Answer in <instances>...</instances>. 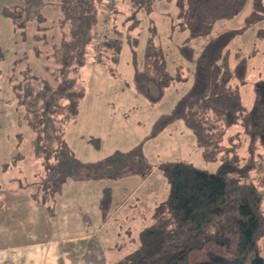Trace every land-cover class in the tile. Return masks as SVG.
<instances>
[{"label": "trees", "instance_id": "16d2710c", "mask_svg": "<svg viewBox=\"0 0 264 264\" xmlns=\"http://www.w3.org/2000/svg\"><path fill=\"white\" fill-rule=\"evenodd\" d=\"M130 1L133 14L129 19L135 25L128 28L129 32L139 24L137 13L142 9L151 12L155 0ZM247 2L176 0L178 13L172 29L188 31L190 39L208 36L217 22L236 17ZM33 3L37 7L33 14L26 5H13L5 7L4 15L23 36L30 24L36 23L35 53L49 63L46 65L49 79L35 74L29 66L19 74L13 69L9 77L17 104L24 109V119L34 133L35 156L45 166V175L38 181L39 187L33 195L35 200L43 204L52 198L54 201L69 179L118 180L130 174H150L153 166L144 155L143 143L128 151L117 150L99 161L84 162L66 139L67 126L77 119L85 95L79 82L80 69L91 57L99 63L119 61L124 31L118 24L117 0L108 19L105 18L106 0H35ZM46 8L57 13L54 21L50 20ZM263 20L264 0H254L244 27L211 38L198 56L188 41L184 42L179 50L193 64L189 75H184L181 66L176 73L168 69L157 27L149 28L144 59L146 72L136 73L140 92H145L146 83L152 82L160 92L157 100L171 86L189 81L190 77L192 82L172 111L155 122L146 139L183 120L208 158L220 155L222 137L236 125H241L250 138L251 157L258 147L264 149V93L257 91L252 108L244 105L240 85L247 82L248 60L237 52L238 62L231 68L229 49L236 36ZM102 25L108 26L111 32L95 47L96 32ZM129 42L135 47L137 37L130 36ZM43 46L51 50L44 53ZM148 72L152 74L151 80L146 75ZM261 85L264 90V81ZM220 156L222 162L216 172L183 161L162 164L160 168L170 186L169 196L155 208L154 222L140 232L138 248L111 264H264L261 252L264 183L255 179L252 164L242 165L228 155ZM112 200L113 190L108 187L100 201L104 221L111 214ZM225 216L232 222V240L228 243L227 239L228 246L218 238V234L228 232L221 221ZM212 226H216L215 233L210 232Z\"/></svg>", "mask_w": 264, "mask_h": 264}, {"label": "rangeland", "instance_id": "374dc122", "mask_svg": "<svg viewBox=\"0 0 264 264\" xmlns=\"http://www.w3.org/2000/svg\"><path fill=\"white\" fill-rule=\"evenodd\" d=\"M34 1L28 0L26 4V0H0V188L2 189L12 184L33 185L31 183L34 182H37L38 186V181L45 175L44 163L34 153V133L24 119V109L17 104L9 77L13 69L16 74H19L29 66L35 74L49 79L51 75L46 67L49 63L44 62L43 58L35 53L33 32L36 23L32 22L26 35L23 36L22 33L14 30L11 20L4 15L5 7L13 5H26L30 14H33L37 11ZM116 7L119 28L124 31L119 61L99 63L91 57L79 73V82L85 91L80 106L82 111L80 119L82 120L74 129V134L69 133L68 137L73 144L76 137H87L89 140L87 143H92L95 148L94 152L81 153L77 150L83 157L79 158L84 162H95L114 151H128L143 143L144 155L153 169L156 164L160 167L164 163L183 161L197 168L216 172L222 162L220 155H228L230 158L237 159L242 165L252 164L255 168L253 172L255 179L264 183V149L258 147L254 157L249 155L250 138L241 125L233 126L226 132L219 146L220 155L213 159L205 156L204 149L199 146L193 131L183 120L170 124L155 138L146 139L155 122L162 115L170 113L179 98L190 88L192 77L189 81L177 83L166 89L163 96L157 100L155 98L160 95V92L152 82L146 83L147 88L142 93L136 81L137 71L146 72L145 50L149 28L152 25L157 27L158 41L165 52L168 69L176 73L178 66H181L184 75H189L193 64L182 57L179 47L188 41V44L195 49V55L198 56L211 38L227 30L243 28L245 18L253 10L254 0H248L236 17L217 22L208 36L191 39L188 31L172 29L178 13L176 0H155L151 12L145 9L140 10L137 13L139 24L130 32L128 28L134 24L129 19L133 14L131 1L117 0ZM46 10L50 20L54 21L57 13L50 8ZM126 24L129 25L126 27ZM130 36L137 37L138 42L135 47L129 42ZM132 48L135 49V53ZM229 49L231 68H234L238 62L237 52L248 60L247 82L240 85V90L244 105L250 109L255 103L257 91L261 95L264 93L261 85L264 81V20L246 28L242 34L236 36L230 43ZM47 50L50 51L51 48L42 47L44 53L48 52ZM146 75L150 78L152 74L148 72ZM105 104H112L111 109L105 108ZM107 181L106 183L110 182ZM151 182L153 186L159 184L162 193H165L168 188L170 193L168 180L161 168H156V173L149 180V183ZM261 192L264 196V186ZM59 193L56 194L54 200H58ZM25 195L27 198L24 201L31 199V201L39 202L33 195L28 193ZM132 204L133 202L129 203L103 231L102 237H105L108 263L116 262L136 250L139 246L140 229L153 222L149 221L148 206L142 213L143 217L138 214L133 219L127 217L126 214L131 210ZM53 205L52 198L47 206H51L50 211L53 213L54 209L57 215L60 207L53 208ZM233 214L235 213L232 212L230 215L233 216ZM55 221L58 222L57 217ZM221 221L226 226L225 231L228 232L218 234V238L224 242L228 239L229 243V240H232V222H228L227 216ZM129 227L132 228L130 234L127 232ZM210 232L215 233L216 226H212ZM123 243L126 245L123 249L114 248L115 245Z\"/></svg>", "mask_w": 264, "mask_h": 264}, {"label": "crops", "instance_id": "0c3cea01", "mask_svg": "<svg viewBox=\"0 0 264 264\" xmlns=\"http://www.w3.org/2000/svg\"><path fill=\"white\" fill-rule=\"evenodd\" d=\"M111 106L112 104H105L108 110ZM81 114L79 109L77 119L71 122L66 130L67 142L80 158L82 156L78 153L79 150L81 153L95 151L94 145L87 143V137H76L74 144L68 137L82 120ZM156 168H160L159 164H156L147 176L130 174L118 180H109V183H106L108 181L105 179H69L63 185L58 200L53 201V208L60 207V214L57 215L54 209L53 213L50 211L51 206L48 207V203L43 204L31 199L24 201L27 198L26 193L34 195L38 187L36 182L27 187L12 184L5 189L0 188V264L114 263L106 261L107 247L105 237H102L106 226L132 202L131 210L125 213L127 217L133 219L137 214L143 217L142 213L148 206L149 221L154 222L155 208L169 196V188L162 193L159 184L153 186L152 182L149 183L152 175L156 173ZM108 187L113 190L112 210L108 220L104 221L100 201ZM143 229L141 228L140 232ZM127 232L132 233V228L129 227ZM125 246L123 243L115 245L114 248L123 249ZM261 252L264 255V239L261 241Z\"/></svg>", "mask_w": 264, "mask_h": 264}, {"label": "built area", "instance_id": "2783aa9c", "mask_svg": "<svg viewBox=\"0 0 264 264\" xmlns=\"http://www.w3.org/2000/svg\"><path fill=\"white\" fill-rule=\"evenodd\" d=\"M115 3V0H106V9H105V18L108 19L111 17V7L112 5ZM110 29L108 26L106 25H102L100 26L98 29H97V32H96V40H95V43H94V46L95 47H98L100 46L102 40L107 37L108 35H110Z\"/></svg>", "mask_w": 264, "mask_h": 264}]
</instances>
